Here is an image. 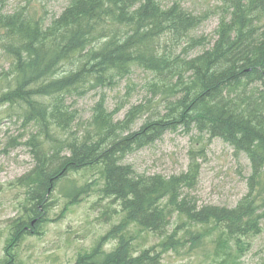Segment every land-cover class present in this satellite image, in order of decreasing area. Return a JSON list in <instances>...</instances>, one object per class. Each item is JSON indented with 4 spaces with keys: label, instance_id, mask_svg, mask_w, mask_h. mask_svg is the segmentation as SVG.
<instances>
[{
    "label": "trees",
    "instance_id": "obj_1",
    "mask_svg": "<svg viewBox=\"0 0 264 264\" xmlns=\"http://www.w3.org/2000/svg\"><path fill=\"white\" fill-rule=\"evenodd\" d=\"M217 3L220 20L211 47L193 35L205 18L178 3L164 8L157 0H69L49 24L28 2L0 11V109L5 105L8 118L33 129L26 146L35 159L32 171L18 180L31 207L10 226V255L24 236L38 233L45 221L40 211L46 212L58 181L97 168L102 197L119 205L123 219L106 236L116 241L111 251L104 252L101 239L75 264H161L167 251L188 242L195 247L207 235L195 225L220 231L218 264H235L244 239L259 234L264 220V0ZM197 49L202 51L190 55ZM138 68L152 75L149 86L162 96L164 114H150L133 131L146 110L132 107L116 121L117 110L108 112L102 96L81 138L59 137L77 119L67 104L71 97L112 89ZM179 129L220 139L248 159V191L236 207L197 206L189 194L198 177L193 152L188 171L169 178L137 175L122 165L129 153ZM87 191L69 186L63 192L67 206ZM140 232L161 241L139 250Z\"/></svg>",
    "mask_w": 264,
    "mask_h": 264
},
{
    "label": "rangeland",
    "instance_id": "obj_2",
    "mask_svg": "<svg viewBox=\"0 0 264 264\" xmlns=\"http://www.w3.org/2000/svg\"><path fill=\"white\" fill-rule=\"evenodd\" d=\"M157 1L164 8L178 3L193 15L203 16L204 21L193 35L207 39V47L212 46L220 20V14L216 13L217 0ZM27 2L49 24L61 14L69 0H8L4 6H0V11L13 12ZM201 51L197 49L190 55ZM0 62L5 63L1 54ZM152 78L151 74L138 68L112 89L71 97L67 104L71 110L77 111V119L72 124L73 129L61 132L63 136L59 137L81 138L92 118L94 104L102 96L105 97L108 112L117 110L114 115L116 121L124 120L132 107L142 106L146 113L133 127V131L139 130L150 114L158 111L165 113L162 96H155L149 86ZM0 112V264H75L79 254L88 252L101 239L104 252L111 251L116 241L106 236L114 226L120 224L123 213L118 205L112 204L111 199L102 197L103 178L97 168L71 172L58 181L55 190L48 196L46 212L40 211L45 221L38 227V233L24 236L11 255L5 250L14 219L27 217L28 208L31 207L26 200V190L18 185V180L32 171L35 159L26 146L33 129L25 127L15 116L8 118L5 107ZM191 152L198 165V177L189 194L197 206L236 207L248 191L250 163L244 155H234L233 148L220 139L209 140L206 136L202 139L196 131H169L153 144L126 155L122 163L130 165L137 175L169 178L188 171ZM71 185L75 188L87 187L88 191L78 196L73 205L67 206L69 200L63 197V192ZM133 228H129L130 234L136 235L137 230ZM194 229L202 232L206 229L207 235L195 247L188 242L177 251H167L162 255L161 264H218L221 257H216L219 250L216 242L220 231L201 225H195ZM179 235L182 236V233ZM137 236L135 243L139 250L156 246L161 241L159 236L146 232H140ZM241 248L242 251L233 260L235 264H264V220L259 234L244 239ZM231 250L237 252L233 243Z\"/></svg>",
    "mask_w": 264,
    "mask_h": 264
},
{
    "label": "bare ground",
    "instance_id": "obj_3",
    "mask_svg": "<svg viewBox=\"0 0 264 264\" xmlns=\"http://www.w3.org/2000/svg\"><path fill=\"white\" fill-rule=\"evenodd\" d=\"M157 9H158V8H157ZM183 10H184V9H183ZM5 11H6V10H5ZM188 11H189V10H188ZM207 43H208V42H207ZM2 67H3V66H2ZM0 68H1V67H0ZM132 72H133V71H132ZM140 105H141V104H140ZM144 106H145V105H144ZM2 107H5V105L2 106ZM6 107H7V106H6ZM121 109H122V108H121ZM129 109H130V108H129ZM12 111H13V110H12ZM19 114H20V113H19ZM9 116H10V115H9ZM184 120H185V119H184ZM21 121H22V120H21ZM17 122H18V121H17ZM41 130H42V129H41ZM39 131H40V130H39ZM177 133H178V132H177ZM32 135H33V134H32ZM35 138H36V137H35ZM13 139H14V138H13ZM26 142H27V141H26ZM10 143H11V142H10ZM122 159H123V157H122ZM118 165H119V164H118ZM122 165H124V164L122 163ZM65 175H66V174H65ZM58 179H59V178H58ZM56 180H57V179H56ZM59 182H60V181H59ZM54 183H57V182H54ZM53 186H55V185H53ZM73 189H74V188H73ZM54 190H55V189H54ZM54 190H53V191H54ZM69 190H71V189H69ZM73 191H75V190H73ZM73 191H72V192H73ZM77 191H78V190H77ZM77 191H76V192H77ZM62 192H63V191H62ZM62 192H61V195H62ZM65 192H66V191H65ZM76 192H75V194L78 193V192H77V193H76ZM68 193H70V191H69ZM63 194H64V193H63ZM73 194H74V192H73ZM66 195H67V193H66ZM66 195H65V196H66ZM69 195H70V194H69ZM69 195H68V197H69ZM71 195H72V194H71ZM76 196H78V194H77ZM188 196H189V195H188ZM63 197H64V195H63ZM68 197H67V198H68ZM73 197H74V196H73ZM73 197H72V198H73ZM72 198H71V199H72ZM48 202H49V201H48ZM47 204H48V203H47ZM118 206H119V205H118ZM216 207H218V206H216ZM63 208H64V207H63ZM64 209H65V208H64ZM64 209H63V210H64ZM42 212H43V211H42ZM12 229H13V228H12ZM35 230H36V229H35ZM28 232H29V231H28ZM34 232H35V231H34ZM35 235H36V234H35ZM99 236H100V235H99ZM100 237H101V236H100ZM77 253H78V252H77Z\"/></svg>",
    "mask_w": 264,
    "mask_h": 264
}]
</instances>
